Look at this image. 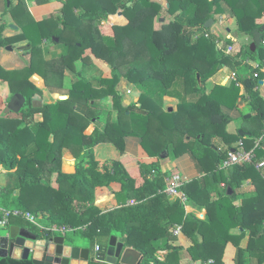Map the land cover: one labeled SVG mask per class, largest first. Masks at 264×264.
I'll return each instance as SVG.
<instances>
[{
	"label": "trees",
	"instance_id": "16d2710c",
	"mask_svg": "<svg viewBox=\"0 0 264 264\" xmlns=\"http://www.w3.org/2000/svg\"><path fill=\"white\" fill-rule=\"evenodd\" d=\"M165 1L167 7L153 0H9L7 13L18 30L0 22V50L10 46L28 58L22 69L0 65V96L9 100L21 94L25 99L16 114L19 118L0 116V167L6 176L0 208L27 211L45 217L50 225L70 228L69 241L75 242L68 236L73 234L91 248L89 264H107L105 250L111 236L139 252L141 264H180L181 233L194 243L187 249L193 262L223 264L224 249L232 243L235 264H253L251 259L264 264V180L254 167L264 160V144L254 150L252 163L218 169L228 148L242 141L250 151L264 133V99L258 91L264 74L245 64L251 60L262 66L264 61V21L258 20L264 14V0ZM222 2L230 7L237 31L255 45L254 51L247 45L238 54H226L216 38L204 36L208 32L204 24L223 13ZM52 4L59 5L50 10L57 14L42 19L47 14L43 7ZM120 10L128 22L125 26H118L125 22L116 14ZM162 11L171 19L159 16ZM108 17L113 26L101 24ZM42 40L62 44L65 53L47 59ZM85 50L109 67L107 77L88 81L75 71L76 62L85 63ZM225 66L234 70V80L208 89L209 80ZM66 72L76 73L68 86ZM40 79L50 93L65 90L66 99L44 104ZM121 79L141 92L137 103L128 105L129 88ZM162 96L177 100L175 111L163 108ZM106 99L111 100L114 119L104 108ZM239 99L254 114L248 120L256 121L255 128H241L247 138L229 133L230 118L222 113V108H236ZM34 101L41 105L34 106ZM93 122L104 126L85 134ZM128 137L137 138L155 161L137 163V177L119 160L100 170L95 147L112 144L123 153ZM163 152L165 160L188 155L194 162L200 176L179 191L205 209L204 219L186 214L178 199L163 193L168 176L160 165ZM65 154L73 162H65ZM65 166L72 169L65 172ZM247 180L254 192L239 195L237 189ZM112 184H119L120 190L112 192L114 203L104 204L101 199ZM238 199L242 202L236 206ZM9 225L40 233L20 219L11 218ZM176 225L181 226L178 236L173 234ZM233 229L241 233L236 236ZM246 231L248 245L242 249ZM95 246L100 261L93 258ZM161 248L167 251L163 261L156 258ZM0 264L33 263L7 257L0 258Z\"/></svg>",
	"mask_w": 264,
	"mask_h": 264
},
{
	"label": "crops",
	"instance_id": "0c3cea01",
	"mask_svg": "<svg viewBox=\"0 0 264 264\" xmlns=\"http://www.w3.org/2000/svg\"><path fill=\"white\" fill-rule=\"evenodd\" d=\"M62 1H65V0H62ZM155 1H158L162 5V2L165 1V0H155ZM27 3L28 2H25L26 6H30ZM221 4H222L223 13L216 15L214 17V19H212L213 20V24L208 29V33L218 40L217 44H218L219 48L222 51L226 50L228 47H230L231 48V52L230 53L238 54L241 49L245 48L247 45H250L251 40H250L249 37H247V36H245L243 34H240L237 31V25H236L235 19L232 16L230 7L226 3L222 2ZM58 7H59L58 4L46 5L45 7H43V10H44V12L46 10L47 13H50V10L53 11V9H57ZM1 14H3L2 17L4 18V20H5L6 17L7 18L9 17L11 19L10 15L7 13V7H6L5 0H0V15ZM109 17H108L107 21L103 22V23H108V24L113 26V24H111L110 21H109ZM122 17H124V16L122 15ZM258 20L264 21V14H263L262 18H260ZM127 23H128L127 19L125 18L124 24H120L118 26H125ZM17 30H18V28H17ZM228 40L230 41V44H228L226 46L225 43ZM42 43H45L43 40L41 42V46H44L45 44H42ZM55 46L60 47L58 45H55ZM46 50L49 52V51H52L53 48H51L50 45L49 46L47 45L46 46ZM2 51H6V52H9L10 54H12V58H11V56H3V55H1ZM18 53L19 52H17V51L15 53L13 50L10 52V51H7L5 49H3V50L1 49L0 50V55H1V57H0V65L1 66L3 64L8 65V67L2 66L4 69H7V70L22 69L25 66V61L27 60L28 57L27 56L22 57L21 59L23 61L22 60H20V61L14 60L13 57H15V55L18 56ZM60 56H62V55L53 56V57L57 58V57H60ZM98 61L99 60H97V61L95 60V63L97 65H99L100 71L103 74L106 73L107 76H108L110 69L108 68V66H106V64H103L102 62H98ZM245 62H246L245 64H248V65H250L252 67H255L257 65V63H255V62H253L251 60H246ZM92 73H93V70H92ZM262 73L264 74V71ZM65 76L70 77L69 79H71L70 81H72V82L76 80V75L75 74H72V73L68 74L66 72ZM83 77L86 80L90 81L89 78L92 77V76H88V75L84 76V74H83ZM234 78H235L234 70L231 67H226L225 66L221 70H219L209 80V82L207 83V88L210 89L213 85L227 86V85H229V83L232 80H234ZM93 79H95V78L93 77ZM122 81L127 83V85L130 86L131 88H133V90H135V92L137 94V96L134 97L132 99V101L128 105L137 103L141 92L134 85L129 84L124 79H121L120 83ZM261 81H262V84L259 85L258 91H259L260 95L264 99V89H262V87L264 88V79L261 80ZM120 83H119L118 89H119V92H120V94L122 96V90L120 89ZM43 86H44V84H43ZM131 88H129V92H130L129 95H132ZM239 88H240V94H242L243 93V87L241 85H239ZM62 93H64V92L62 91V92H57V93H50V91L47 88H45V86H44L42 88V96L44 98V102L43 103L44 104H53V103L56 102V100H61L60 98H63ZM65 98L66 97H64V99ZM162 104H163V108L164 109L171 108L172 111H175L176 110V106H177V100L175 98H173V97L162 96ZM128 105H125V106H128ZM246 107H247L246 101H243L242 99H239L238 102H237L236 108H234L232 110L227 109V108H222V113L230 118V123H231L233 119H237L238 118L239 111L241 109L246 108ZM249 114H250L249 115L250 117L254 115L253 113H250V112H249ZM112 118L113 119L115 118L114 114L112 115ZM35 120L40 121L41 120L40 115H36L35 116ZM230 123H229V125H230ZM229 125L227 126V131L229 133L235 134V133H237V132L239 133V131H241V128H240V129H236L235 131L232 132V131L229 130ZM103 126H104L103 122L102 123L93 122L92 124H90L88 126V128L90 127V129L87 128L85 134H91L95 130V128L102 129ZM245 129H251V128H245ZM244 135H245L246 138L248 137L247 133H244ZM237 144L238 143L234 144L232 146L231 150L228 148L226 152L234 151V149L237 147ZM124 146L125 147H124L123 153L120 152L112 144H100L97 147H95L94 153H95L96 160L99 162L100 170H103L104 167L110 168L112 161L119 160V161H121L124 164L125 167L129 168V171L133 174L134 177H137L138 176V173H136L137 172V168H136L137 163H146L147 164V163L155 161L154 159L149 158L143 152V150L141 149V147L139 145V140L137 138H134V137L126 138ZM69 159H72V158L65 154V156H64L65 162H68V163H69V161L73 162V160H69ZM166 160H168V159H166ZM160 165H161L162 172L167 173L168 176L169 175L178 176L181 179V184L182 185L186 184L189 181H191L193 179H196V178H198L200 176V174H199L194 162L191 160V158L188 155L180 156L178 158L170 160L169 162H165V159H161ZM221 165L222 164H220L218 166V169L223 170V171H226V170L230 169V168L224 169V168L221 167ZM66 169H68V170H66ZM71 169L72 168H66V166H65L63 170L65 172H68ZM0 171H3V173L5 172L1 167H0ZM173 172L175 174H172ZM3 186H4V178L1 176V178H0V189ZM220 188H223V184L220 185ZM254 189L255 188L252 185L251 181L247 180V181L243 182V184L241 185L240 188L237 189V193L239 195L250 194V193L254 192ZM118 190H120L119 184H112L110 189H108L107 194L105 196H103V198L101 199L103 201V203L104 204L114 203L112 192H116ZM169 199L173 200L175 198H169ZM241 202L242 201L240 199H238L235 202V205L239 206L241 204ZM128 204H132V203L128 202ZM182 204L184 206L183 208H184V211H185L186 214H193L198 219H201V220L204 219V217H205V209L204 208L196 207L188 199L186 200L185 203H182ZM101 206L104 207L105 205H101ZM176 226L181 227L180 225H176ZM0 229H1V227H0ZM231 233L237 236V235H239V233H241V229L240 230L239 229H233V230H231ZM196 239H197L198 242L201 240L199 236H197ZM178 240H179V243L183 247V250L180 252V264H201L200 261L193 262L191 260L190 256H189L188 252H187V249H189L190 247L193 246V244H194L193 241L191 239H189L188 237H186L185 235H183L182 233L178 236ZM248 240H249V232L246 231L245 234H244V238L240 242V247L242 249H245L247 247ZM166 254H167V251L165 249L161 248L160 250L157 251L156 258L159 261H163L165 256H166ZM235 256H236V248L234 247V245L232 243H228L226 245L225 249H224V253H223V257H222V263L223 264H235V262H234ZM198 262H200V263H198ZM251 262L254 264L256 262V260L255 259H251Z\"/></svg>",
	"mask_w": 264,
	"mask_h": 264
},
{
	"label": "water",
	"instance_id": "95a60500",
	"mask_svg": "<svg viewBox=\"0 0 264 264\" xmlns=\"http://www.w3.org/2000/svg\"><path fill=\"white\" fill-rule=\"evenodd\" d=\"M116 14L122 16V11L120 10ZM164 21L163 18L159 19V23H164ZM212 24L213 20L209 19L204 24V28L207 30ZM9 29L17 31L15 25H9ZM262 30H264V26ZM250 49L251 51L255 50L253 43L250 44ZM5 50L11 52L13 49L8 46ZM261 84L262 81H259V85ZM60 99H64V97ZM24 105V97L21 94H15L6 103L3 114H18ZM33 105L40 106L41 102L34 101ZM168 110L172 111L171 108ZM249 117L247 115L245 119ZM239 135L241 137L245 136L242 131H239ZM165 157L166 152H163L161 158L164 159ZM1 231L5 232L4 234H0V258L10 257L15 260H30L33 264H89L92 257L90 247L71 242L66 238V235L61 236L52 232H49L50 236L46 234L40 235L16 225H10L7 229L1 228ZM141 260L142 258L139 252L131 248H126L124 243L119 241L116 236L109 238L105 250V263L141 264Z\"/></svg>",
	"mask_w": 264,
	"mask_h": 264
},
{
	"label": "built area",
	"instance_id": "2783aa9c",
	"mask_svg": "<svg viewBox=\"0 0 264 264\" xmlns=\"http://www.w3.org/2000/svg\"><path fill=\"white\" fill-rule=\"evenodd\" d=\"M204 36L206 38H209L211 35L208 32L204 33ZM216 43H218V40H216ZM261 45L264 48V40L261 41ZM231 52V48L228 47L225 51L226 54H229ZM259 69V72L264 71V61L262 63V66H255ZM258 73L256 72L253 77H257ZM264 144V133L263 135L257 139L254 143V147L250 151H246L244 149V145L242 141H239L237 144V147L232 152H228V157L225 159L221 165L222 168H231L234 165H241L246 163H252L254 160V150L258 149L260 147V144ZM255 169L261 174L263 180H264V160H261L254 164ZM165 189L163 193L168 196L169 198H175L178 199L181 203H185L187 198L186 196L179 191L181 184V179L176 175H169L167 178H165ZM132 203V202H131ZM0 212L2 213L1 219H0V227L1 228H8L9 220L11 218L20 219L24 221L25 223H28L31 226L36 227L39 232H52L59 234L61 236H65L67 233L71 231L70 228H64L59 227L56 225H51L50 227H44L38 223V219L41 218V216H35L30 212L23 211V210H4L0 208ZM181 232V227L175 226L173 230V234L175 236H178ZM99 251V247L95 246L93 250V258L95 261H100L99 257L97 255V252ZM206 264H212V260L208 261Z\"/></svg>",
	"mask_w": 264,
	"mask_h": 264
},
{
	"label": "rangeland",
	"instance_id": "374dc122",
	"mask_svg": "<svg viewBox=\"0 0 264 264\" xmlns=\"http://www.w3.org/2000/svg\"><path fill=\"white\" fill-rule=\"evenodd\" d=\"M153 1H155V0H153ZM156 2H158V1H156ZM5 3H6V7H8V3H9V0H5ZM159 3V2H158ZM28 5H31V3H27ZM167 4H166V2L165 1H163L162 2V7H165ZM45 6V5H44ZM55 14H57V12H55V13H47V14H45V15H43V16H41V18L42 19H46V18H48L49 17V15H55ZM3 16V14H1L0 15V22H5V23H7L8 24V26L9 25H14V21L12 20V19H10L9 17L7 18H5V20H4V18L2 17ZM159 16H161V17H165V18H167V19H171L169 16H167L166 14H165V12H161L160 14H159ZM102 24V23H101ZM104 24V23H103ZM154 26L157 28L158 27V24H156V23H154ZM8 35H10V34H12V32L11 31H7L6 32ZM196 38V37H195ZM45 43H42V44H45L44 46H42V50L44 51V56L47 58V59H49V58H55V57H53V56H59V55H62L63 53H65V51L63 52V47H62V44L60 45V47H57V46H55L54 44H52V43H50V42H48V41H46V40H43ZM53 41H54V39H53ZM54 42H57V40L56 41H54ZM47 43V44H46ZM49 46L50 45V47L51 48H53V50L52 51H47L46 50V46ZM61 48V49H60ZM63 48V49H62ZM5 49V48H4ZM3 50V49H2ZM13 51L16 53V51L17 52H19L18 53V56L17 55H15V57H13L14 58V60H18V61H20V60H22L21 58L23 57V54H21V52H20V50H18V49H15V48H13ZM54 54V55H53ZM1 55H3V56H11V58H12V54H10L9 52H6V51H2V53H1ZM1 55H0V57H1ZM58 58V57H57ZM84 60H85V63L84 64H80L79 62H76L75 63V71L78 73V72H81L82 73V75L84 74V76H92V77H90L89 78V80L90 81H92L93 80V77L95 78V79H98V78H100V77H107V74L105 73V74H103L101 71H100V69H99V65H97L96 63H95V60L97 61V59L96 58H94L93 57V55L90 53V51L89 50H85V53H84ZM94 60V61H93ZM23 61V60H22ZM98 62H100V61H98ZM2 66H4V67H8V65H5V64H3ZM96 66V67H95ZM107 66V65H106ZM97 68V69H96ZM109 68V67H108ZM92 70H93V73H92ZM95 70V71H94ZM76 74V73H75ZM67 78V79H66ZM70 77H68V76H65V79H66V81H65V85L66 86H68L69 85V83L71 82L70 80L71 79H69ZM41 80V79H40ZM42 81V80H41ZM30 82L34 85V86H36V87H38L37 86V84H35L36 82H34V80L31 78V80H30ZM44 83H43V81H42V85H43ZM44 87V86H43ZM128 88H131L130 86H127ZM42 89V88H41ZM262 89H264L263 87H262ZM131 90H132V95H129L128 96V98H129V100H131L132 101V99L134 98V97H136L137 96V94H136V92H135V90H133V88H131ZM64 93H65V90H64ZM64 93H62V96L63 97H66L65 95H64ZM66 99V98H65ZM61 100H64V99H61ZM9 100H8V97H6V96H3V97H1L0 96V116H2L3 115V111H4V109H5V106H6V103L8 102ZM130 101V102H131ZM42 102H44V98H43V96H42ZM103 105H104V108H106V110H110L111 111V113H112V115L114 114L115 116H116V113L114 112V111H112V104H111V100L110 99H106L104 102H103ZM247 115H250L249 114V109H248V107H246V108H244V109H241L240 111H239V116H238V118L237 119H233L232 120V122L230 123V125H229V130L230 131H235L236 129H240V128H242V127H245V128H255L256 127V121H255V123H254V120H248V119H245L246 118V116ZM6 116H8V117H10V118H19V116H16V114H14V113H9V114H7ZM86 132V131H85ZM69 160H72V159H69ZM170 160H172L171 158L170 159H168V160H165V162H169ZM172 174H175L174 172L172 173ZM5 175V173H3V171H0V178H1V176L4 178V180L6 179V176H4ZM38 223L40 224V225H42V226H44V227H50L51 225L49 224V223H47V221H46V219H45V217H43V216H41V218L40 219H38ZM28 224V223H27ZM4 232L5 231H1V229H0V234H4ZM68 236H70L74 241H75V243H79V244H82V245H84V243H81L82 241L79 239V238H77L75 235H73V234H68Z\"/></svg>",
	"mask_w": 264,
	"mask_h": 264
},
{
	"label": "flooded vegetation",
	"instance_id": "af4514ba",
	"mask_svg": "<svg viewBox=\"0 0 264 264\" xmlns=\"http://www.w3.org/2000/svg\"><path fill=\"white\" fill-rule=\"evenodd\" d=\"M38 234L42 235V233H38Z\"/></svg>",
	"mask_w": 264,
	"mask_h": 264
}]
</instances>
